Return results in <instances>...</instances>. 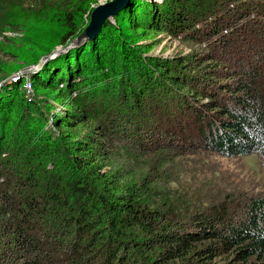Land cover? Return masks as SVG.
I'll list each match as a JSON object with an SVG mask.
<instances>
[{"label":"trees","instance_id":"obj_1","mask_svg":"<svg viewBox=\"0 0 264 264\" xmlns=\"http://www.w3.org/2000/svg\"><path fill=\"white\" fill-rule=\"evenodd\" d=\"M92 1L30 2L62 18L64 49ZM263 17L264 0H130L94 40L41 61L28 81L46 96L9 81L0 264H264V195L207 196L204 175L214 155L264 163ZM129 20L206 53L147 56L124 40ZM68 120L95 125L74 137Z\"/></svg>","mask_w":264,"mask_h":264},{"label":"rangeland","instance_id":"obj_2","mask_svg":"<svg viewBox=\"0 0 264 264\" xmlns=\"http://www.w3.org/2000/svg\"><path fill=\"white\" fill-rule=\"evenodd\" d=\"M30 1L13 0L1 5L0 26L9 27L10 24L17 23L20 30L15 33L11 32L9 28H4L0 34V91L9 81L18 79L17 77L26 76V82H29V75L34 73L31 69L38 70L42 59L46 57L47 50L57 48L59 42L57 38L63 33L62 18L61 20L58 18L50 19L51 14H48L38 3L35 5L31 4ZM42 1L49 4L55 0ZM109 1L111 0H93L90 9L93 10L96 6ZM151 1L157 3L163 0ZM8 20L10 22H7ZM88 23L89 21L84 15L79 28L83 31ZM141 24V22L124 21L120 23L121 33L128 44L140 47L147 53V56L160 55L165 58H175L206 53L203 47L191 39L168 35L164 32L156 33ZM32 93L41 96L47 95V92L35 86ZM50 111L54 113L53 108ZM63 112L60 108L55 110V113L60 115H65ZM74 125H76L75 122L72 123V126ZM94 125V121L89 120L76 125L74 130L65 129L64 131L70 135L74 133V137H81ZM208 159L204 165V175L207 174L213 178H208L209 186L212 187L210 192L205 191L207 196L217 195V198H222L227 194H232L233 197L264 195V163L257 155L231 159L214 155Z\"/></svg>","mask_w":264,"mask_h":264},{"label":"water","instance_id":"obj_3","mask_svg":"<svg viewBox=\"0 0 264 264\" xmlns=\"http://www.w3.org/2000/svg\"><path fill=\"white\" fill-rule=\"evenodd\" d=\"M129 3L130 0H111L107 3L96 6L90 13L87 27L75 39H73L66 48H57L51 56H46L42 60L47 62L52 57L57 56L68 49L91 42L100 34L104 24L107 21H112L116 18L128 7ZM31 70L34 72L36 69L32 68Z\"/></svg>","mask_w":264,"mask_h":264},{"label":"built area","instance_id":"obj_4","mask_svg":"<svg viewBox=\"0 0 264 264\" xmlns=\"http://www.w3.org/2000/svg\"><path fill=\"white\" fill-rule=\"evenodd\" d=\"M251 17H253V16H251ZM263 19H264V17H263ZM25 89L27 90L26 92L28 93V94H30L31 93V84H30V82H26V84H25Z\"/></svg>","mask_w":264,"mask_h":264}]
</instances>
